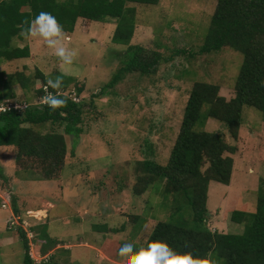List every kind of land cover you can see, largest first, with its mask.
Wrapping results in <instances>:
<instances>
[{
  "label": "rangeland",
  "instance_id": "1",
  "mask_svg": "<svg viewBox=\"0 0 264 264\" xmlns=\"http://www.w3.org/2000/svg\"><path fill=\"white\" fill-rule=\"evenodd\" d=\"M215 5L216 0L134 4L133 33L127 44L112 40L115 21L79 19L64 37L65 45L76 52L69 72L62 70L59 58L41 42L29 36L13 40V47L29 48V57L0 60V97L8 99L4 104H43L39 90L49 77L63 75L65 92L75 93L76 103L83 102L86 112L75 148L74 137L65 135L69 153L62 168L51 162L35 163L46 169L41 174L34 172V163L28 166L29 159H23L21 165L27 169L22 170L15 159L17 150L0 147L4 176L0 199L9 201L6 210L0 203V264H22L18 227L27 233L32 258L39 261L42 256L36 252L43 244L39 238L43 224L49 238L59 241L52 264H124L118 254L120 244L129 237L135 244L145 241L158 222L169 219L175 206L172 195L166 199L158 192L164 179L157 178L137 194L149 178L140 163L150 160L166 165L194 83L216 85L225 101L234 97L242 55L228 48L209 55L195 53L205 39ZM130 52L140 59L155 54L160 59L153 72L140 74L126 70ZM10 75L17 82L11 79L4 86ZM200 125L206 132H225L215 119ZM55 127L48 123L35 129L62 133V128ZM224 137L236 147L231 181L229 185L210 182L206 201V224L218 232L230 228L233 211H255L264 179V112L245 107L238 140L227 133ZM175 198V205L186 207L181 191L175 192ZM191 213L185 209L184 214ZM11 221L18 224L11 228ZM135 224L140 225L138 230Z\"/></svg>",
  "mask_w": 264,
  "mask_h": 264
},
{
  "label": "trees",
  "instance_id": "2",
  "mask_svg": "<svg viewBox=\"0 0 264 264\" xmlns=\"http://www.w3.org/2000/svg\"><path fill=\"white\" fill-rule=\"evenodd\" d=\"M159 1L0 0V60L17 61L29 57L27 46L19 48L11 44L14 39L26 36L24 29L40 11L51 12L63 25L64 32H71L79 19L103 23L115 21L112 40L127 44L133 33L135 9L132 5H156ZM209 20L205 39L195 53L209 55L228 48L242 55L234 97L225 101L218 95L216 85L194 83L166 165L150 160L140 163V169L149 178L137 194L144 192L151 182L156 183L157 178H162L164 184L158 192L166 199L168 195H172L171 201L175 207L169 219L158 222L148 238L135 244V248L146 247L150 241L162 240L178 253L191 252L194 257L211 259L216 264H264V179L259 184L254 212L233 211L229 219L231 226L225 232L211 231L206 224L209 183L229 185L231 181L232 156L236 147L225 141L224 133L234 141L238 140L245 107L264 112V0H216ZM130 53V63L126 70L140 74L153 72L160 59L156 54L146 60L138 58L134 52ZM39 75L43 79V75ZM12 77L10 75L3 85L6 86ZM12 81L17 82L15 79ZM20 84L25 88L24 83ZM65 88V85L60 89L46 85L39 90L41 101L45 92H53L67 99V104L56 110H52L46 103L32 105L21 101L20 104L26 106L22 110L11 107L0 111V147L17 150L19 155L15 159L19 162L18 168H23L20 162L23 159H29L28 163L31 164L28 166L34 163V172L38 173H43L46 169L39 168L35 163L51 162L62 168L68 156L66 154L69 153L65 135L74 137L72 142L75 148L82 133L81 125L86 111L83 102L76 103L72 99L75 93L70 95L65 92ZM80 92L79 87L77 93ZM6 99L5 96L0 97V104H4ZM209 119L220 121L225 132L201 130L200 124ZM48 123L58 130L62 128V133L35 129ZM206 163L208 166L202 171ZM0 178L4 179L1 166ZM177 191H181L185 198L186 207L175 205ZM186 208L192 210L189 216L184 214ZM12 213L19 214L15 206ZM102 227L108 229L107 226ZM94 228L98 230L99 226L95 225ZM134 228L138 230L140 225L135 224ZM124 229L123 226L120 230ZM17 231L24 250L22 264H52V255L60 247L57 248L58 240L49 238L46 225L40 227L39 238L43 244L36 252L42 256L39 261L32 258L27 233L19 227ZM62 253L67 254L69 251L62 249Z\"/></svg>",
  "mask_w": 264,
  "mask_h": 264
},
{
  "label": "clouds",
  "instance_id": "3",
  "mask_svg": "<svg viewBox=\"0 0 264 264\" xmlns=\"http://www.w3.org/2000/svg\"><path fill=\"white\" fill-rule=\"evenodd\" d=\"M24 33L47 46L59 58L63 71L69 72L74 67L76 52L65 45L63 25L51 12L40 11L29 22ZM62 82L63 76L58 75L55 78L49 77L47 85L53 89H60ZM43 101L52 110L67 104L66 98L53 92L47 93ZM0 110H5V107L0 105ZM118 254L123 258L124 264H216L211 259L194 257L191 252L178 253L162 240L150 241L146 247L135 248V241L129 237L120 244Z\"/></svg>",
  "mask_w": 264,
  "mask_h": 264
},
{
  "label": "built area",
  "instance_id": "4",
  "mask_svg": "<svg viewBox=\"0 0 264 264\" xmlns=\"http://www.w3.org/2000/svg\"><path fill=\"white\" fill-rule=\"evenodd\" d=\"M45 95H47V92H45L44 96H45ZM72 99L74 100V102H76V101H75V97H74V95L72 96ZM1 105H3V106L5 107V110H6V109H10L11 107H14L15 109L17 108V109L22 110V108H25V107H26V106H25V107H22V106L10 105V104H1ZM5 110H0V111H5ZM0 200H1V201H0V203H1V208L4 209V210H6V208L9 207V201H8V199H5V198L1 197ZM16 216H17V215H16ZM17 220L20 221V220H19V217H17ZM18 221H16V222L11 221L10 227L12 228L15 224H18Z\"/></svg>",
  "mask_w": 264,
  "mask_h": 264
},
{
  "label": "crops",
  "instance_id": "5",
  "mask_svg": "<svg viewBox=\"0 0 264 264\" xmlns=\"http://www.w3.org/2000/svg\"><path fill=\"white\" fill-rule=\"evenodd\" d=\"M48 218V216L46 217V219ZM44 225H46V224H44ZM47 226V225H46ZM1 242H4V240L3 241H1Z\"/></svg>",
  "mask_w": 264,
  "mask_h": 264
}]
</instances>
